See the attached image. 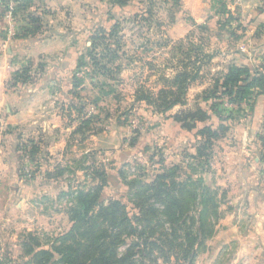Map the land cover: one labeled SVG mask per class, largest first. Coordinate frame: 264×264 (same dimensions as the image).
<instances>
[{
    "label": "crops",
    "instance_id": "1",
    "mask_svg": "<svg viewBox=\"0 0 264 264\" xmlns=\"http://www.w3.org/2000/svg\"><path fill=\"white\" fill-rule=\"evenodd\" d=\"M16 1L13 21L9 12L0 10V231L11 223L26 228L19 234L12 232L19 250L11 256L12 264L25 258L20 241L24 233L39 234L46 225L55 223L52 213L44 210L43 196L76 192L74 185L59 191L63 185L56 181L60 178L55 176L56 169H68L72 155L83 157L88 165L103 160L100 154L106 153L109 157L98 164L108 163L113 172L120 165L130 166L140 155L139 159L161 170L178 164L193 176H203L223 198L220 208L225 214L214 237L221 244L217 257L226 254L223 264H264V92L252 104L247 99L243 100L247 105L238 102L241 105L235 109L224 102L222 114L233 113L235 119L227 132L214 140L210 162L192 171L190 166L198 164L193 154L200 137L176 120L175 115L185 108L181 105L164 114L155 113L139 139L130 138L129 126L118 122L95 133L94 119L85 123L82 117L85 89L82 92L83 88L74 87L84 51L79 39L99 26L110 27L120 8L111 9L106 0H97L93 8L87 6V0ZM135 1L122 8V16H133ZM20 4H26L25 8L20 9ZM175 7L172 36L180 39L196 25L207 23L211 39L224 51L223 61L212 57L210 62V87L232 64L264 74V0H176ZM32 15L40 16L38 28L31 22ZM26 67L27 80L15 84L14 75ZM204 88L194 84L188 96ZM210 114V124L217 126V113L210 109ZM26 140L41 162L31 179L20 167V150ZM68 206L64 211L69 223L66 231L72 225ZM40 212L48 218L46 225ZM233 244L237 248L231 252Z\"/></svg>",
    "mask_w": 264,
    "mask_h": 264
},
{
    "label": "trees",
    "instance_id": "2",
    "mask_svg": "<svg viewBox=\"0 0 264 264\" xmlns=\"http://www.w3.org/2000/svg\"><path fill=\"white\" fill-rule=\"evenodd\" d=\"M129 1L111 0V3L124 6ZM25 5L20 4V9ZM221 9L226 11L224 5ZM40 21V16H31L36 28ZM78 61L80 69L86 65L83 54ZM28 71L26 67L16 72L15 84L26 81ZM195 80L197 75L179 72L173 79L166 80L172 87L161 89L157 95L138 91L136 100L148 101L155 107V113L164 114L177 105L187 104V92ZM82 83L83 80L75 76L74 87H82ZM261 92H264L262 71L232 64L199 97L217 113V126H199L211 117L199 103L195 109H182L175 115L184 128L196 130L197 136L202 138L193 154L198 164L190 166L192 171L205 168L214 140L225 134L235 119L233 113L222 114L224 102L247 99L252 104ZM184 172V168L176 164L163 168L150 182L140 178L129 182L130 207L121 197L102 203L109 177L104 169H95L97 183L74 193L67 211L72 222L68 231L54 237L48 247H43L37 234H24V264H158L160 256L167 264H185L184 261L192 264L199 246L214 232L222 201L218 198L219 192L208 186L203 176L188 175L184 179ZM0 264H12V259H1Z\"/></svg>",
    "mask_w": 264,
    "mask_h": 264
},
{
    "label": "rangeland",
    "instance_id": "3",
    "mask_svg": "<svg viewBox=\"0 0 264 264\" xmlns=\"http://www.w3.org/2000/svg\"><path fill=\"white\" fill-rule=\"evenodd\" d=\"M87 1H90L87 4L88 7L96 6L97 0ZM174 1L176 2V0ZM1 2L0 10L3 9L4 12L5 9V13L11 10V5L14 7L18 5L16 0H8L7 3L2 0ZM175 2L169 0H147L144 2L136 0L133 4V11L135 12L133 16L128 17L122 16L124 13L122 8H125L129 3L124 6L113 5L111 0H106V5H109L111 9L120 8L117 12L118 16L113 18L112 25L108 28L104 27L105 30L103 31L98 30L101 28L99 26L97 30L93 29L92 32L86 33V36L81 34L79 40L84 47L83 56L86 65L77 71L76 76L83 80L81 89L83 88L82 92L85 89L86 93L83 96L85 98L83 102H85L81 104L86 107L82 112L84 114L82 117L84 120H90V122L94 119L92 131L95 130V133L118 122L129 126L130 138L139 139L140 133L150 126L148 120L152 121V118L156 116L155 107L152 104L145 100H136L137 92L143 91L157 95L161 89L172 87V84L166 80L173 79L179 72L188 71L191 75H197V80L191 82L190 87L194 84L206 86L202 91L190 92L191 96H188L187 92V104L181 105L185 107L183 109H195L198 103L202 105L206 103L199 97L204 91L210 89V78H213L210 72V62L213 61L212 57L215 61H223L224 51L215 39H211L210 24L207 23L196 25L190 33L180 39L172 36L170 34L171 23L175 21L177 9ZM3 16L6 15L3 14ZM187 21L189 24L192 22L190 19ZM100 100L103 101L98 104ZM205 109L210 112L207 103ZM204 125H210V119L199 124L200 127ZM29 142L26 140L20 150V167L26 178L31 179L36 175L35 172L40 169L41 162L37 160L36 153L30 149V145L27 144ZM107 155V153L100 154V159L103 160L90 161L88 165H84L83 157L70 156L72 158L71 166L68 169L66 167L56 169L55 172V176L60 177L56 181H60L63 185L59 191H63L66 188L65 185H74L75 190L78 191L94 182L97 183L95 169H104L109 179L103 192L102 203H108L109 199L119 197L129 203L130 187L128 183L138 178L150 182L154 175L161 171L159 166L150 165V162L139 159L141 156L137 155L134 163L130 166L120 165L113 172L110 171L108 163L105 165L98 164L104 162L109 157H106ZM158 160L159 156L157 155L156 161L158 162ZM184 173V179L191 175L188 171ZM46 197L43 196L42 199L44 201L43 206L46 204L44 210L46 213H52L51 216L54 217L55 223L47 226L48 218L41 212L39 213L43 219V225H46L37 234L43 242V247L49 246L51 236L57 237L67 230L69 223L64 211H66V205H69L68 208L72 205L74 194L69 190L62 195L54 193L52 198ZM218 198L223 201L220 194ZM129 206L132 205L129 203ZM224 214V210L220 208L219 217L213 225L214 232L205 239L203 245L199 246L192 264L225 263L226 254L225 256L220 254L218 257L216 255L217 250L221 249V244L217 242V238H214L217 236V225ZM23 229L26 228H18V225L11 223L4 228V231H0V254L2 257L0 259H9L18 255L19 250L15 246L16 241L13 240L12 232L19 234ZM24 234L20 237V241L24 239ZM236 248L237 246L233 244L231 252ZM157 253L155 252L154 255ZM25 259L24 257L19 258L15 264H24ZM157 263L167 264L161 256ZM184 263L187 264L185 261Z\"/></svg>",
    "mask_w": 264,
    "mask_h": 264
},
{
    "label": "built area",
    "instance_id": "4",
    "mask_svg": "<svg viewBox=\"0 0 264 264\" xmlns=\"http://www.w3.org/2000/svg\"><path fill=\"white\" fill-rule=\"evenodd\" d=\"M13 11H14V5H11V10L9 11L8 17L13 21L14 17H13ZM242 104L247 105L246 101H243ZM239 105H241V103L238 102H229L226 101L225 102V106H228L232 109L238 108Z\"/></svg>",
    "mask_w": 264,
    "mask_h": 264
}]
</instances>
